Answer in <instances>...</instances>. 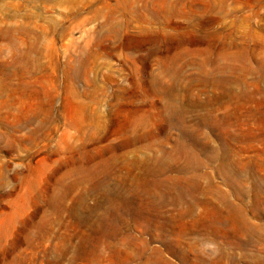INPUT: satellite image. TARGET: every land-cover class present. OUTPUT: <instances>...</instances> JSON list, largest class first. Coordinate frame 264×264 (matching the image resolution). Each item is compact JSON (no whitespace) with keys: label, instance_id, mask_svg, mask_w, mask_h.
Here are the masks:
<instances>
[{"label":"rangeland","instance_id":"rangeland-1","mask_svg":"<svg viewBox=\"0 0 264 264\" xmlns=\"http://www.w3.org/2000/svg\"><path fill=\"white\" fill-rule=\"evenodd\" d=\"M0 264H264V0H0Z\"/></svg>","mask_w":264,"mask_h":264},{"label":"bare ground","instance_id":"bare-ground-1","mask_svg":"<svg viewBox=\"0 0 264 264\" xmlns=\"http://www.w3.org/2000/svg\"><path fill=\"white\" fill-rule=\"evenodd\" d=\"M129 154V153H128ZM156 155V154H155ZM151 159V158H150ZM154 159V158H153ZM126 160V159H125ZM165 174V173H164ZM151 180V179H150ZM111 181V180H110ZM137 181V180H136ZM109 184V183H108ZM155 185V184H154ZM162 185V184H161ZM165 186V185H164ZM133 187V186H132ZM146 187V184H145ZM156 187V186H155ZM159 187V186H158ZM117 188V187H116ZM157 188V187H156ZM168 188V187H167ZM99 189V188H98ZM172 189V188H171ZM155 190V189H154ZM169 190V189H168ZM144 191V190H143ZM166 192V191H165ZM111 193V192H110ZM118 193V192H117ZM130 193V192H129ZM147 193V192H146ZM171 194V193H170ZM111 195V194H110ZM148 196V195H147ZM168 196V195H167ZM177 197V196H176ZM180 200V198H179ZM174 201V200H173ZM185 202V201H184ZM123 206V205H122Z\"/></svg>","mask_w":264,"mask_h":264}]
</instances>
